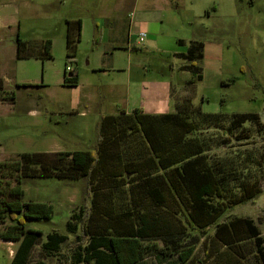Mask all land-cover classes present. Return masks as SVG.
<instances>
[{
	"label": "rangeland",
	"instance_id": "1",
	"mask_svg": "<svg viewBox=\"0 0 264 264\" xmlns=\"http://www.w3.org/2000/svg\"><path fill=\"white\" fill-rule=\"evenodd\" d=\"M231 8L232 18L223 23L222 15ZM30 10L20 9L17 12L10 6L0 9V264H11L19 246L17 242L4 239L8 229L16 223L3 213L4 203L16 199L12 190L18 178L22 179L21 189L25 192L22 202L47 203L54 208L52 219L26 221L27 228L42 232L27 264H74L73 254L79 245L77 235L84 244L88 242L83 235V224L74 218L80 214V208L85 213L92 210L88 180L21 177L17 162L23 153H45L51 157L45 158L47 160L57 159L58 154L64 152L94 153L99 140V125L105 116L115 114L120 109L133 111L136 107L146 106V103L157 102L160 95L150 98L153 90L147 91L143 79L157 84L168 83L177 94L188 91L193 96L194 104L200 106L204 114L232 116L257 113L264 124V0H235L234 5L220 2V17L207 25L209 31L206 32L202 26L197 30L200 37L196 34V40L208 45V51L203 61H197L204 79L195 80L193 84L187 82L193 78L190 73L178 70V65L183 61L159 52L146 53L143 45L137 46L138 55L132 53V62L125 51L115 52L114 56L110 51L105 58H100L97 57L99 48L106 47L107 40L94 42L86 37L78 44L70 63L66 38L63 37L58 18L38 19L35 9ZM48 12L56 15L54 9ZM10 14L21 24L9 30L2 22L3 15ZM18 37L38 47L51 40L52 57L17 59ZM38 51L37 48L33 53ZM99 59L103 60V70H95ZM129 63L142 66L139 72L133 73L132 80ZM184 63L188 64V61ZM68 67L78 71L79 83L75 87L64 85V74L70 73ZM163 105L166 111L175 110L171 105ZM226 128L227 123L212 122L204 124L202 129L208 136L213 134L214 138ZM245 131L247 139L230 138L227 150L223 149V144L216 147L220 137L212 139L215 140L212 144L216 147L215 156L232 158L240 167L247 165V180L260 179L262 191L254 200L229 210L222 221L234 217L251 218L264 235V127L250 123ZM120 144L124 161L144 162L147 149L140 137L127 134ZM145 151V155H140ZM115 170L124 174L126 169L116 167ZM129 170L133 173L128 179H136V169L130 167ZM126 184L127 181L122 178L116 184L102 185L104 190L96 197L99 210L114 215L122 229L130 222L137 225L139 204L142 212L151 209L150 206L147 208L148 203H139V197L132 200V185ZM239 194L238 189L232 196ZM69 224L70 228L76 224V229L69 230ZM71 230L74 232L71 233ZM214 231L215 226L203 233H195L200 243L190 264H209L206 251L213 243ZM52 232L69 236L56 252L43 249L46 235ZM151 241L154 239H146L144 244ZM157 243L163 248L162 241L158 240ZM144 257L148 264H168L152 257L148 248ZM177 258L176 255L168 257L174 264L179 263Z\"/></svg>",
	"mask_w": 264,
	"mask_h": 264
},
{
	"label": "trees",
	"instance_id": "2",
	"mask_svg": "<svg viewBox=\"0 0 264 264\" xmlns=\"http://www.w3.org/2000/svg\"><path fill=\"white\" fill-rule=\"evenodd\" d=\"M80 29V21L67 22L66 44L70 63L76 53ZM51 44L46 41L38 47L18 37L17 59L51 58ZM204 45L193 42L184 56L188 61L185 69L198 80H202V69L197 61L204 57ZM37 48L39 51L33 53ZM78 83L77 69H71L69 74L65 72V86L75 87ZM212 122L227 123V128L213 138V134L208 136L202 129L204 124ZM250 123L264 127L257 113L204 114L200 106L193 104V98L187 97L177 103L173 114L150 115L136 109L132 114L105 116L99 125V140L94 153L64 152L54 160H47L51 157L45 153H23L17 162L20 166L17 170L26 178L88 180L92 210L85 213L80 208V214L74 216L83 224V235L88 242L84 244L77 235L79 245L73 254L74 264H148L144 257L147 248L161 263L174 264L168 257L176 255L178 264H190L200 243L195 233H203L213 226V243L206 251L209 264H264V235L255 221L247 217L222 221L229 210L254 200L261 193L260 179L247 180V165L240 167L232 158L215 156L218 145L223 144V149H229L230 138L247 139L245 127ZM130 133L140 137L147 149V154L146 151L140 153L146 154L142 164L124 161L120 141ZM216 137L220 139L215 147L212 139ZM116 167L126 169L124 174L116 172ZM130 167L136 169V179H128L133 173ZM122 178L127 181L126 185H132V200L139 197V203L146 202L147 208L151 207L142 212L139 204L137 225L130 222L123 229L114 215L99 210L96 199L105 185L116 184ZM21 180L17 179L12 190L16 199L6 201L3 209L5 216L16 223L8 229L4 239L19 243L11 264H27L31 250L42 234L27 228L26 221L49 220L54 215L50 204L21 201L25 195ZM238 189L240 194L232 196ZM68 229H76V224L71 228L69 224ZM68 239L67 234L49 233L43 249L56 252ZM146 239L154 241L147 246L144 244ZM158 240L163 242V248L159 247Z\"/></svg>",
	"mask_w": 264,
	"mask_h": 264
},
{
	"label": "crops",
	"instance_id": "3",
	"mask_svg": "<svg viewBox=\"0 0 264 264\" xmlns=\"http://www.w3.org/2000/svg\"><path fill=\"white\" fill-rule=\"evenodd\" d=\"M235 0H0V9L7 6L14 7L15 10L35 9L36 18H58L59 24H62L63 37L67 38V22L80 21V44L86 37L92 38L94 42H108L106 47H100L97 57L105 58L112 52L125 51L132 62V53L138 55L137 46L143 45L146 53H162L164 56L172 57L183 61L178 65V70L186 71L188 64L184 63V56L187 54L189 47L196 40V34L200 37L197 30L202 26L205 31H209L207 25L218 20V7L220 2L234 5ZM49 9H54L56 15H50ZM232 8L222 15L223 23L232 18ZM3 25L13 29L12 26L21 24L16 17L3 15ZM5 26V27H6ZM19 28V25H18ZM61 30V29H60ZM146 35L143 42L140 41V34ZM66 35V36H65ZM18 36V33H17ZM51 41V40H46ZM45 41V42H46ZM51 53L53 42L51 41ZM77 44V48H78ZM67 50V44H66ZM208 45H204V57L207 55ZM68 52V51H67ZM200 61V62H201ZM95 70H103L104 64L102 59L96 61ZM100 68V69H99ZM130 70V80L134 79L133 73L140 71L142 66L138 64L128 65ZM202 69V68H201ZM202 80L204 76L201 70ZM136 78V77H135ZM144 85L149 92L154 95H160L154 104L142 105L133 111L120 109L115 114L120 113L132 114L136 109L142 110L145 114L163 115L176 113V105L183 99L193 98L192 94L184 91L177 94L172 86L168 83L146 82ZM196 79L191 78L189 84H193ZM198 80V81H202ZM138 81V80H136ZM134 81V82H136ZM153 100V99H152ZM166 100V102H165ZM175 100V102H174ZM151 101V100H150ZM171 105L174 111H166L164 105ZM194 104V100H193ZM198 106L197 104H194ZM162 110V111H161Z\"/></svg>",
	"mask_w": 264,
	"mask_h": 264
},
{
	"label": "built area",
	"instance_id": "4",
	"mask_svg": "<svg viewBox=\"0 0 264 264\" xmlns=\"http://www.w3.org/2000/svg\"><path fill=\"white\" fill-rule=\"evenodd\" d=\"M146 35L144 33L140 34V41L143 42L145 39ZM67 70L70 72L71 68H67Z\"/></svg>",
	"mask_w": 264,
	"mask_h": 264
}]
</instances>
